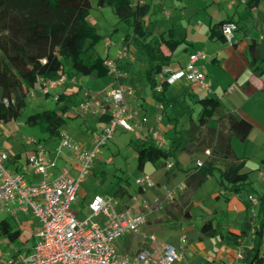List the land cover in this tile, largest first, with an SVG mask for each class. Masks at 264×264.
I'll return each instance as SVG.
<instances>
[{"label": "trees", "instance_id": "trees-1", "mask_svg": "<svg viewBox=\"0 0 264 264\" xmlns=\"http://www.w3.org/2000/svg\"><path fill=\"white\" fill-rule=\"evenodd\" d=\"M97 5L100 8H112L120 22L132 29V33L125 37L123 46L133 47L139 56L150 62V79L153 74L157 76L170 66L171 57L163 52L162 44L171 51L179 44L174 41L173 30L161 35L162 42L150 39L145 25V17L151 10L150 4L145 2L133 6L132 0H98ZM91 10L90 0H0V123L18 120L27 105L28 96L37 89L40 79L48 81L62 74L66 75L68 81L80 75H110L111 69L105 65L108 59L97 52V46L104 37L88 21ZM230 22L232 21H223L219 26L222 28ZM222 37L225 39L223 34ZM257 64L253 60L252 68L256 73L264 74V70L261 71ZM152 80V94L159 103L165 107L179 103H170L166 98H161L155 92L157 82ZM163 86L161 94L169 87L166 83ZM5 99L10 101L9 105L4 103ZM71 101V95L61 93L56 101L57 108L35 113L26 122L31 126L46 125L49 138L59 139L67 122L66 115ZM197 103L202 105L200 128L207 127L218 116L221 126L226 127L229 133H218L214 158L206 160L201 168L185 171L187 187L184 195L189 199L209 177L219 173L218 182L222 190L239 196L248 191L251 183L248 174L242 173L245 161H240L236 156L232 138L236 136L244 142L252 125L233 113H224L222 103L217 98L207 96ZM104 120L108 123L111 117L107 116ZM181 146V137L173 139L169 148L156 146L152 140L139 141L134 145L137 168L144 172L149 163L166 162L173 158L176 167L181 170L176 156ZM218 155L222 158L223 166H219V158H215ZM20 158V155H14L11 161L15 164ZM102 176H106V173L103 172ZM128 195L126 189L120 188L115 196L124 198ZM227 200L230 201L229 198ZM259 200L257 215L254 219L247 216L238 233L224 227L226 217L222 214L203 223L198 239L205 241L220 238L241 247L242 241L253 233L257 243L252 249L245 248V261L247 264H264V254L261 253L264 238V195L259 196ZM250 208L251 205L247 207ZM1 241L21 247L30 239H23L22 230L14 217H6L0 220Z\"/></svg>", "mask_w": 264, "mask_h": 264}, {"label": "crops", "instance_id": "crops-1", "mask_svg": "<svg viewBox=\"0 0 264 264\" xmlns=\"http://www.w3.org/2000/svg\"><path fill=\"white\" fill-rule=\"evenodd\" d=\"M154 1L155 0H145V2L150 4L151 6L150 13L145 17L146 30L150 34V39H153L154 42H162L161 35L163 33H167L170 30L174 31V41L178 43L179 46H177L174 51H171L168 48V46L162 44L163 52L167 56L171 57L169 67L173 69H179L181 67L187 66L190 61V56L196 53L197 51L205 52V54L208 56V59L206 61H200L198 64L201 66V69L203 70V72L207 77V81L210 85L211 91L208 92L207 90L202 89L198 85L187 84L183 81H180L175 85L169 86L165 91V93L160 94L161 98H166L168 101H170V103H173L175 101H179V103L176 106H172L170 104L167 105L166 107L164 106V109L160 111L157 108L159 102L152 94L153 92L152 85L154 84L152 79H154L157 82L158 75L155 76V74H153L154 75L153 78L150 79L149 77V72L151 68L150 62L147 59L143 58L142 56H139L136 50L133 47H130L131 50L132 48L135 50L136 56L134 59H124L121 61L122 62L121 65L119 64L120 69L123 71L121 75H127V73H129L128 75H130L132 73L133 66L144 64L145 72H146L145 75L146 84L144 88H142V90L138 92V94L140 93V95H136V96L132 95L127 97V105L132 112L136 113L135 115L137 120L145 118L146 121L144 124L145 134L143 135V133L140 130L139 131L137 130L136 132H131L133 133V135L131 137L129 145L133 147L135 153L136 150L134 148V145L137 142L144 140H152L156 146H159L161 148H169L173 139H175L176 137L178 138L181 137L182 146L176 153L177 160L180 163L181 170H179L175 165V168L172 171H167L165 168V162L161 161L163 163L164 172L161 179L159 181H156L158 184L166 183L169 186H175L177 183L185 180V176H186L185 171L192 170L190 168L185 169L183 163L179 158L180 151L183 150L186 152L188 148V144L191 143L192 140L191 129L197 131V133L203 131L204 129L212 130L216 132V137H218V133L220 132L224 135H227L229 133L226 127L221 126L220 121L218 120V116H216L208 124L207 127L204 128L199 127V116L202 111V105L197 103V101L207 96L217 98L222 103L224 113H233L252 125V130L249 136L247 137V139L244 142H242L241 140H239V138L234 136L232 138V146L236 156L240 159V161H245V167L242 170V173L248 174L249 182L251 183V186H249V188H253V186L255 185V178H254L255 175L258 172H264V74L260 75L256 73L254 68H252L251 66V62L254 60L255 62H258L257 65L260 67L261 71L264 70V61H263L264 60V0H177V2H180V4L176 8V11L174 13L167 12V8L163 6L164 0H158L157 5L154 4ZM159 14L163 15L164 18L169 19V21H167L168 22L167 26H165V28L159 29L158 31L156 30L158 28L156 29L154 28L153 30L149 31L148 22L151 23L156 22L157 19L155 18V21H153L152 16L154 15L156 16ZM88 21L90 23L89 18ZM223 21H232L238 25V30L234 34V40L232 44L228 43L222 37V30L219 24H221ZM129 29L131 30V32L128 33L127 35L132 33V29L131 28ZM213 29L215 35L213 34L214 33ZM124 40L125 38L119 43V48L123 46ZM117 57L118 55L115 58H111L110 55L108 54L105 58L109 60H115L117 59ZM146 60L149 62V64L147 65H146ZM112 73L114 72L111 71L110 75ZM94 75L98 79H103V80L108 79V77H110V75L103 77H100L96 74ZM121 75L117 77V80L106 84V89H105L106 91L102 90V92L107 93L118 85L125 86V84H123V82L120 80ZM77 77H75L74 79H76ZM73 80L67 81L64 84L66 85L65 88L59 89L57 93L53 92L49 94L50 97L53 96L55 98L56 94L65 93L66 95H71L73 99L75 95H80L81 93H84V96L81 99V103H82L84 100L88 98V96L94 94V92L92 93L84 92L83 91L84 86H80L75 93L67 92ZM126 86L132 87L135 90L134 94H136L137 86L135 85V83L128 84ZM172 87L177 88L176 96L174 99H169L167 97V93ZM231 87L234 88L232 91H230ZM143 89L145 90L146 94L143 91ZM36 90H34L32 93H34ZM49 95H45V96H49ZM78 105H80V103ZM69 107L70 110L66 116L68 118H77V115L72 112L70 104ZM103 116L104 115L98 117L95 116L96 118L93 117L91 118V116L90 117L87 116L84 119L87 132H89V138L86 143H82L81 145H83L86 148L91 147L93 136L97 133L102 132L103 128L107 124V122H105L104 120L107 117V115L104 118ZM160 116H162L161 120H159ZM88 122L92 123V125H95L96 127L93 128L89 126ZM186 124L190 125L188 131H186V128L184 127L186 126ZM155 131H158L163 135L164 139L167 141L165 145L162 144L161 140L153 138V132ZM11 138H12L11 136H7V135L5 137L4 133L0 132V148L6 149L12 155H20L21 158L17 161L16 169L18 168L19 172L23 171L24 173H26L29 181L40 182L42 180V176L36 174L34 171L29 172L25 165L28 156L32 153L34 148L31 151H29V153L24 159L23 155L20 152L16 150H14V152L11 151L15 149L14 146L10 143ZM56 141H57L56 145L52 148L51 147L46 148L43 145L48 151L49 157H51L53 160H56L57 166L56 168L52 169V173L54 177H58L61 174L63 168L66 167L69 168L67 166V163H68V159L70 158L68 152H65L61 156H57L56 147L58 145L59 139H56ZM203 154L205 156L203 159L208 160L209 158H214V156L208 158L205 155V152ZM188 155H190V157H194L195 154H188ZM136 158H137V153H136ZM215 158L216 159L219 158V160L222 161V158L219 155ZM169 160L175 163V160L173 158ZM112 162L113 159L110 160V163ZM71 165H72V169L69 168L70 174L73 177H77L78 166L76 165V163L74 165L73 164ZM194 168H196V166ZM103 172L106 171L104 170L102 171V173ZM181 176H183V178H180ZM220 190L221 191H217L214 194L215 195L214 198L216 199L219 198L221 199V197H226V199L229 198L230 210L237 211L239 213L240 212L245 213L243 217L242 225L247 216L249 218L254 219V217L258 213L260 202L258 205H252L251 202L249 201V196L252 195L254 197H257L256 193H249L248 197H244V199H242L240 197H242L243 194L239 196H234L228 192H224L221 187ZM159 191L162 192L159 188H155L149 191L153 193V197H154L151 202H154L156 199L157 200L165 199L164 195L161 196L159 194ZM185 191L181 192L177 196L175 201L179 200L180 197L184 195ZM80 196L83 197L84 199L87 198V195H85L81 190V185L78 194V199ZM130 196L132 195L130 194ZM93 197L94 196L89 197L87 201L89 202ZM141 202L142 201L138 199L137 201H133L132 205L130 204L128 205V200H125L124 198L121 200V203L123 204L124 207L131 209L135 213L142 211ZM82 203H84V201ZM87 204L86 203L83 204V207L84 205L85 207H87ZM249 205H251V208L247 209ZM171 212H173L172 215L173 217L171 219L180 218L179 216L176 217L177 214H175V209H172ZM230 213L231 212L225 215L226 219L224 221V227L229 231L238 233L240 230L234 228L231 229L229 227L227 228L225 226V222L228 219H230ZM163 214L164 213H159L155 217L149 219L148 226L146 225L147 227L145 226L144 228L145 235H150V234L156 235V233L153 232V229L163 222L158 221L157 224H152V222H154L155 220H159L161 216H163ZM38 228H39V223L37 222V228L33 232L30 241L21 247H17L15 245H9L8 242L6 241L4 242H6V246L9 249H11V251L15 248L26 247L34 241V234ZM182 231L183 232L185 231L187 235V230L184 226L182 227ZM190 233L191 232L189 231V234ZM199 235H200V229H199V234L196 236V240H198L201 245L205 244L207 240L200 241L198 239ZM133 237L135 236H129V239L131 240L133 239ZM187 238H188V242L184 247L183 254L185 259L192 264H230L232 261L236 259L237 255L233 258H224L222 256V252H218L214 258L209 259L208 258L209 254L204 253V249H203L204 247L200 249L194 247L195 245L191 244L194 240L190 239L188 235ZM158 239L160 241V245L169 244L166 241L160 239L159 237ZM250 239L251 242L249 244L251 245L248 246L249 244H246V241ZM254 239L255 237H252V235L246 237L242 241V246L240 248H242L243 251H245V248L252 249L257 243L254 242ZM222 241L234 245L230 241H225V240ZM140 244L141 246L139 247V250L146 245L147 246L150 245V243H148V241L145 238L140 239ZM174 246L177 247L179 246V238ZM118 249L120 250V248ZM201 253L205 258H201L199 256ZM238 253H242L244 255V260L241 262V264H247L245 261L246 253L245 254L243 252H238ZM261 253L264 254V238H263V247Z\"/></svg>", "mask_w": 264, "mask_h": 264}, {"label": "built area", "instance_id": "built-area-1", "mask_svg": "<svg viewBox=\"0 0 264 264\" xmlns=\"http://www.w3.org/2000/svg\"><path fill=\"white\" fill-rule=\"evenodd\" d=\"M145 3V0H132V5ZM226 41L233 43L234 34L238 30L235 22L224 24L221 28ZM113 42L106 39V47ZM124 59H134L130 47L122 46L116 60H107L105 65L114 73H119L118 63ZM208 56L203 51H197L190 56L187 66L179 69L166 67L158 75L155 92L161 94L164 83L169 86L183 81L195 84L208 92L211 91L207 77L200 61H206ZM66 75L56 79L38 81L37 89L44 95H49L61 89L67 82ZM234 88L231 87L230 91ZM132 87L118 85L111 89L103 98L90 95L79 105V115H107L111 117L102 132L93 136L92 145L86 148L73 141L69 136L62 135L56 147L57 156L68 152L78 166V175L73 177L69 168H63L58 177H54L52 169L56 168V160L49 157L48 151L40 141L29 139L34 144V150L28 156L26 167L42 176L40 182H31L27 174L16 169L17 163H12V155L6 149L0 148V212L17 217L22 214H31L39 223L34 234V241L26 247L15 248L9 252L0 264H192L183 254L188 242L184 233L179 237V246L170 244L160 245L154 234L145 235L144 228L148 224L149 214L164 210L162 202L152 208L147 200H143L142 211L135 213L126 208L121 200L114 195H95L87 204L86 213L73 210L78 200L80 185L88 176L96 158L103 153L105 147L115 139L118 129L125 132L144 133L146 119H136V113L127 105V97L134 95ZM55 95V100H58ZM12 102V101H11ZM10 104L8 99L4 100ZM106 108L102 114V109ZM157 108L162 111L164 105L159 103ZM162 116L159 117V120ZM143 138V137H142ZM153 138L167 141L163 135L155 131ZM205 155L212 157V151L207 149ZM206 159H197L196 167L204 166ZM167 171L175 168L171 160L165 162ZM137 185L142 192L159 188L164 193L165 202H174L177 196L186 190L185 180L175 186L158 184L150 175H143L137 179ZM252 205H258L259 199L249 196ZM140 235L150 245H146L131 255H124L118 249L119 240L129 236ZM244 255L238 253L230 264H241Z\"/></svg>", "mask_w": 264, "mask_h": 264}, {"label": "rangeland", "instance_id": "rangeland-1", "mask_svg": "<svg viewBox=\"0 0 264 264\" xmlns=\"http://www.w3.org/2000/svg\"><path fill=\"white\" fill-rule=\"evenodd\" d=\"M92 3L91 15L89 17L90 23L95 26L101 35L105 38L101 43L97 46L98 54L105 58L108 54L111 58H115L118 54L119 43L125 38V36L131 32L129 27L120 22L119 19L114 15L112 8H104L101 9L98 7V0H90ZM158 0L154 1V4L157 5ZM180 2L177 0H164L163 6L167 8V12L174 13L176 8L179 6ZM152 20L156 22L151 23L148 22V30H153L154 28L157 31L161 28H165L167 26L169 19L164 18L163 15H154L152 16ZM153 24V25H152ZM184 24V23H183ZM110 37L111 41L114 45L110 48L106 47V39ZM132 55L135 58V50L132 48ZM116 60V59H115ZM122 62L119 64L121 65ZM149 62L146 60V65ZM119 73H112L108 79H98L95 75L92 76H78L76 79L71 82L69 90L67 92L75 93L80 86L83 87L84 92H94L93 96H97L99 98H103L106 93H103L106 89V84L109 82L117 80V77L121 75L123 72L120 68H118ZM121 75L120 80L123 84H134L137 86L136 95L138 92L144 88L146 84V72L145 65H136L133 66L132 73L130 75ZM158 78V77H157ZM64 85L62 88H65ZM172 87L167 93V97L169 99H174L176 96L177 88ZM106 91V90H105ZM145 92V90L143 89ZM146 94V92H145ZM84 93L80 95H75L70 103L72 112L77 115V118H67V122L62 128V135L69 136L72 140H75L77 143H86L89 138V132H87L86 124L84 123V119L88 116L91 118H96L98 116L94 115H79V103H81V99L83 98ZM146 96V95H144ZM129 99V98H128ZM78 105V106H77ZM57 108V103L55 98L52 96H45L39 89H37L34 93L30 94L27 98V105L22 113V115L18 118L17 122L13 121L10 123H0V132L4 133L5 137L11 136L10 143L14 146V150L20 152L23 155V158L27 156L29 151L34 148V144L29 142V139H34L40 141L42 145L46 148L54 147L56 145V139L49 138V133L47 131L46 125H37L31 126L26 121L29 116L43 112L49 109ZM106 108L102 109V114L105 113ZM67 117V116H66ZM19 124V125H18ZM88 125L95 128V125L88 122ZM188 124L184 126L186 131L189 129ZM122 129H118L115 135V139L111 141L103 150V153L100 154L92 167L91 175L88 176L81 183L82 192L87 195V198L79 197L77 202L73 205V210L76 212L81 211L83 214L86 213V207L83 204H87V200L89 197L99 195H116L117 191L120 188H124L128 191L129 196L124 197L125 200H128V205H132L133 201L147 200L150 202L151 207L156 208V204L162 202L164 205V211H159V213H164L163 216L159 220H155L152 224H157L158 221H161L160 225L153 229V232L156 233V236L160 239L166 241L169 244L175 245L178 241L179 236H181L184 232L182 231V227L184 226L187 230V235L190 239L194 241L191 244H194L196 248L204 249V253L209 254V259L215 257L218 252H222V256L224 258H233L237 255L238 252H243L242 248L232 245L231 243L224 242L220 238L217 239H209L205 244L201 245L198 240H196V236L199 234V229L203 225L204 221L212 218L217 215H227L230 213V219L225 222V226L231 229L241 230V225L243 221V217L245 213L237 212L230 210V203L226 199V197H221V199H216L215 193L220 190V185L217 181L219 177V173H216L215 176L209 177L208 181L191 197L186 195L180 197L179 200L170 203L165 202V200H153L152 192H142L140 191L139 186L137 185V179L145 174L150 175L154 181H159L163 175V163L160 161L156 164L149 163L146 166L145 172H141L137 168V158L136 153L131 145H129L131 137L133 133L131 132H123ZM191 143L188 144V148L186 152L188 154H195L194 157H190L185 151L181 150L179 153V158L183 163L185 169L190 168L194 169L196 166L197 159H203L204 152L207 149L212 151V154L215 152V148L217 145V137L216 132L208 129H204L201 132H198L191 129ZM70 158L68 159L67 166L72 169L71 164H75L73 157L70 153H68ZM113 159V162L110 163V160ZM211 159V158H209ZM219 165L223 166L221 160H218ZM106 171V176H102V171ZM180 178H183L181 176ZM255 185L253 188H248V191L243 193V196L240 197L244 199V197H248L249 193H256L257 198L259 196L264 195V172H258L255 175ZM147 193V194H145ZM130 194L132 196H130ZM161 196L164 195L163 192L159 191ZM118 197V196H116ZM135 197V198H134ZM122 200V197H118ZM135 199V200H134ZM84 201V203H82ZM172 209H175L176 217L175 219H171L173 216ZM259 210V208H258ZM158 212H153L149 214L148 219H151L159 214ZM9 217L8 215L0 212V220ZM18 227L22 230L23 239H30L33 235V232L37 228V222L35 218L31 214H22L14 218ZM171 219V220H170ZM165 221V222H164ZM149 224V222H148ZM147 224V226H148ZM146 226V227H147ZM189 231L191 232L189 234ZM255 237L252 233L250 236ZM144 239L142 236L135 235L133 239H129V237L122 238L118 242V248H120L121 253L124 255H131L136 253L139 250L140 239ZM250 240L246 241V244H249ZM254 242H257V239H254ZM249 244L248 246H250ZM11 251L6 246V242L1 241L0 244V262L3 261L5 256ZM201 258H205L201 253L199 255Z\"/></svg>", "mask_w": 264, "mask_h": 264}]
</instances>
